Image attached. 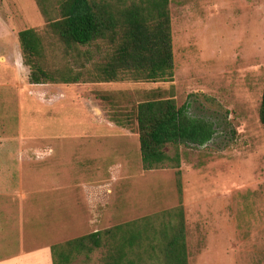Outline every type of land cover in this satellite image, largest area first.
<instances>
[{"label": "rangeland", "instance_id": "1", "mask_svg": "<svg viewBox=\"0 0 264 264\" xmlns=\"http://www.w3.org/2000/svg\"><path fill=\"white\" fill-rule=\"evenodd\" d=\"M45 1L47 6L56 4V0ZM169 8L174 57L171 82L76 83L67 85L65 91L80 98L91 97L88 108L101 119L108 120L109 114L95 99L96 91L109 94L126 108L152 95L173 97L177 105H187L190 117L211 123L215 133L207 144L180 147L187 264H264V127L258 118L264 87V0H170ZM45 24L37 0H0V57H4L0 61L2 180L14 181L16 173H6L3 165L14 171L15 155L21 149L43 151L51 147L62 156L57 161L63 160L65 165L67 161L71 164V159L78 162L82 156L72 145L78 142H65L62 149L63 142L22 139L31 133L25 120L31 105L21 106L20 86L28 80L17 33L26 28L42 30ZM103 56L104 51L95 54L93 61H101ZM47 57L51 67H75L70 57L63 59L52 48L47 50ZM94 73L90 64L89 72L83 71L81 78L88 79ZM51 86L37 88L43 105ZM25 103L29 104L27 100ZM39 118L36 121L42 123ZM95 143L108 148L97 154L104 169L115 167L97 173L96 180L103 185L94 192L88 189L85 195L97 202L98 209L106 203L114 207L112 220L103 218L96 222V229L178 204L173 169L142 170L137 134ZM18 159L22 160L24 176L31 175L30 157L24 154ZM50 161L54 172L62 168L54 159ZM70 172L66 169L61 174L66 182L70 174L72 184L73 177H86L79 171ZM48 174L37 172L36 176L43 182ZM67 192L73 200L76 193L72 189ZM69 221L73 223V216ZM41 226L38 221L32 226L31 243L42 246L57 239L45 237ZM81 232L69 230V238L64 239ZM4 251L0 257L8 253Z\"/></svg>", "mask_w": 264, "mask_h": 264}, {"label": "trees", "instance_id": "2", "mask_svg": "<svg viewBox=\"0 0 264 264\" xmlns=\"http://www.w3.org/2000/svg\"><path fill=\"white\" fill-rule=\"evenodd\" d=\"M55 3L47 6L45 0H37L44 28L17 33L29 84L173 80L170 0ZM51 48L63 59L70 57L75 67L49 66L47 50ZM103 51L102 60L93 61ZM90 64L95 73L82 79ZM93 94L108 109L111 122L137 134L143 171L174 170L178 204L52 244V264H187L180 147L207 144L215 133L212 124L190 117L187 105H177L173 97L152 95L126 108L107 93ZM258 118L264 127V87Z\"/></svg>", "mask_w": 264, "mask_h": 264}, {"label": "crops", "instance_id": "3", "mask_svg": "<svg viewBox=\"0 0 264 264\" xmlns=\"http://www.w3.org/2000/svg\"><path fill=\"white\" fill-rule=\"evenodd\" d=\"M2 60L4 57L1 56L0 61ZM26 69L28 78L29 69L27 67ZM27 83H24L27 88H23L24 84L20 86L21 106L27 108V105H31L28 117L25 119L28 125L27 130L31 133H27L29 136L23 137V141L37 138L63 142L62 149L65 147V142H78L72 145L76 147L75 152L82 156L78 162L71 159V164L67 161L65 165L63 160L57 161V158L62 156H57V152L50 146L46 150L42 149L43 151H35L30 147L27 151L21 149L17 156L15 155L19 165L17 163L14 165V171L9 170L8 165H3L6 173L13 172L16 176L14 181L2 180L3 178L0 177V254L3 250H8L6 255L4 253L0 257V264H52L50 246L67 240L64 238H69L67 237L70 234L69 230L82 229L83 233L77 235L81 236L97 231L96 222L100 220L102 222L103 218L112 220V211H114L112 203L101 205L102 207L98 209L97 202L85 196L88 189L94 192L96 188L103 185L102 181L96 180L97 173L109 172L111 168H115L111 165L104 169L101 160L97 159V154L105 147L108 148L103 143L95 142L112 141L119 137L126 138L132 134L127 128L118 126L109 119H101L92 112L88 108V101H92L91 97L80 98L65 91L68 89L67 85L71 84ZM45 85L53 86H51L49 99L43 105L39 102L40 93L37 88ZM25 93L26 96L23 98ZM25 100L29 104L25 103ZM74 100L77 102H73ZM31 101L38 104L37 108L34 107L33 102L30 104ZM36 116H41L39 119L43 122L36 121L38 119ZM0 139L3 138L0 137ZM24 154L30 157L31 175L24 176L22 160L18 159ZM51 159H54V163L57 162V165L62 168L54 172L50 167ZM66 169L67 172L72 169L75 174H80L76 172L79 171L86 174V177L83 179V177L75 176L72 184L69 181L70 172L66 176L68 179L66 182L63 180L65 175L61 174ZM37 172L49 174L42 178L43 182H40V178L36 176ZM71 189L76 193L73 200L67 195L69 194L67 191ZM80 194H82L81 197ZM71 206L74 211L71 210ZM71 216H73V223L69 221ZM37 221L42 223L45 237L57 239L42 246L31 243V237L34 236L32 226Z\"/></svg>", "mask_w": 264, "mask_h": 264}]
</instances>
